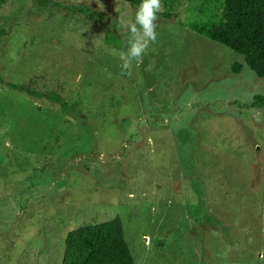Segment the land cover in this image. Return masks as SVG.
<instances>
[{
  "label": "rangeland",
  "instance_id": "374dc122",
  "mask_svg": "<svg viewBox=\"0 0 264 264\" xmlns=\"http://www.w3.org/2000/svg\"><path fill=\"white\" fill-rule=\"evenodd\" d=\"M162 2L128 76L136 6L0 0V264H61L69 231L115 217L133 264H264V105L244 106L264 75L187 26L223 0Z\"/></svg>",
  "mask_w": 264,
  "mask_h": 264
},
{
  "label": "trees",
  "instance_id": "16d2710c",
  "mask_svg": "<svg viewBox=\"0 0 264 264\" xmlns=\"http://www.w3.org/2000/svg\"><path fill=\"white\" fill-rule=\"evenodd\" d=\"M138 7L141 0H123ZM47 0H37L44 5ZM219 20L192 21L187 26L198 34L221 43L242 56L244 63L258 76L264 75V0H223ZM58 6L54 3V6ZM61 8H65L62 5ZM170 18V14H164ZM233 72H240L242 63L234 62ZM15 89L33 92L26 85ZM62 106L68 105L60 95L50 96ZM264 105V95L254 96L245 107ZM120 217L86 224L68 232L64 241L61 264H133Z\"/></svg>",
  "mask_w": 264,
  "mask_h": 264
},
{
  "label": "clouds",
  "instance_id": "9594fccd",
  "mask_svg": "<svg viewBox=\"0 0 264 264\" xmlns=\"http://www.w3.org/2000/svg\"><path fill=\"white\" fill-rule=\"evenodd\" d=\"M162 0H141L136 8L134 20L125 19L119 15L118 27L127 34V47L118 53L122 61V75L132 74L133 64L143 63L144 56L152 44L157 40V21L159 14L163 13ZM110 54L117 55L115 49H106ZM149 65L147 70H151Z\"/></svg>",
  "mask_w": 264,
  "mask_h": 264
}]
</instances>
